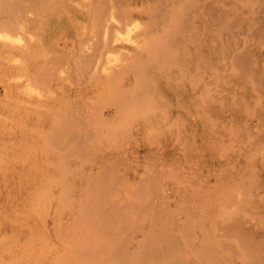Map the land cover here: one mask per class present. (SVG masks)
I'll return each instance as SVG.
<instances>
[{"label": "rangeland", "instance_id": "374dc122", "mask_svg": "<svg viewBox=\"0 0 264 264\" xmlns=\"http://www.w3.org/2000/svg\"><path fill=\"white\" fill-rule=\"evenodd\" d=\"M131 1L7 0L0 264H264V0Z\"/></svg>", "mask_w": 264, "mask_h": 264}, {"label": "bare ground", "instance_id": "6f19581e", "mask_svg": "<svg viewBox=\"0 0 264 264\" xmlns=\"http://www.w3.org/2000/svg\"><path fill=\"white\" fill-rule=\"evenodd\" d=\"M10 1H12V0H9V2H10ZM44 1H45V0H44ZM48 1H49V0H48ZM57 1H58V0H57ZM65 1H66V0H65ZM67 1L69 2V0H67ZM74 1H75V0H74ZM101 1H103V0H101ZM163 1H164V0H163ZM9 2H8V4H9ZM15 2H16V1H15ZM15 2H14V3H11V4H13V5L15 6ZM76 2H77V1H76ZM79 2H80V1H79ZM141 2H142V0H132V1H131V3H132L133 5H138V4L141 3ZM166 2H167V1H166ZM50 3H51V2H50ZM53 3H55V2H53ZM61 3H62V2H61ZM61 3H60V4H61ZM104 3H105V2H104ZM104 3H103V5H104ZM161 3H163V2L161 1ZM167 3H168V2H167ZM8 4H7V0H3V1H1V4H0V27H1V29L3 28L2 30H7V28L11 26V20H12V18H11V20H10V15H9V12H10V11L8 12V10L11 9V5H9V8H10V9H8ZM64 4H65V3H64ZM66 4H67V3H66ZM132 4H131V5H132ZM159 4H160V3H159ZM211 4H212V3H211ZM13 5H12V7H13ZM72 5H73V4H72ZM160 5H162V4H160ZM160 5H159V6H160ZM203 5H204V4H203ZM208 5H209V4H208ZM212 5H213V4H212ZM212 5H211L210 7H208V8H207V7H206V8L209 9V10H211ZM18 6H19V5H18ZM52 6H54V5H52ZM64 6H66V5H64ZM195 6H196V5H195ZM206 6H207V5H206ZM57 7H58V2H57ZM66 7H67V6H66ZM75 7H78V6H75ZM75 7H74V8H75ZM136 7H137V6H136ZM165 7H166V9L168 10V8H167L166 5H165ZM202 7H203V6H202ZM216 7H217V6H216ZM51 8H53V7H51ZM64 8H65V7H64ZM68 8H69V7H68ZM68 8H67V9H68ZM70 8H71V6H70ZM158 8H159V7H158ZM161 8H162V7H161ZM163 8H164V5H163ZM49 9H50V8H49ZM79 9H80V8H79ZM72 10H74V9H72ZM76 10H77V9H76ZM159 10H160V8H159ZM202 10L204 11V9H202ZM205 10H206V9H205ZM157 11H158V10H157ZM160 11H161V14L164 12V11H162V10H160ZM165 12H166V11H165ZM206 12H207V11H206ZM210 12H211V11H210ZM159 13H160V12H159ZM202 13H203V12H202ZM163 14H165V13H163ZM163 14H162V15H163ZM213 14H214V13H212V16H213ZM166 15H167V14H166ZM166 15H165L164 18H162V19H165V18L167 19ZM201 15H202V14H201ZM206 15H207V13H206ZM210 15H211V13H210ZM214 16H215V15H214ZM200 18H201V17H200ZM203 18H204V17H203ZM206 18H207V16H206ZM166 19L164 20V22L167 23ZM201 19H202V18H201ZM209 19H210V18H209ZM161 21L163 22V20H161ZM161 21H160V22H161ZM211 21H212V20H211ZM164 22H163V23H164ZM163 26H164V25H163ZM5 37H6V36H5ZM77 39H78V38H77ZM71 41H72V39H71ZM5 42L7 43V41H5ZM5 42H4V40H3V41L0 40V56H2L3 59H6V57L9 55L11 49H12L11 53L14 52V51H13V50H14V49H13L14 46H13L12 44H10V45H12V46L9 47V46H8L9 43L6 44ZM75 43H76V42H75ZM15 47H16V46H15ZM24 49L27 50L26 48H24ZM78 53H79V52H78ZM82 53H83V52H82ZM84 53L86 54V52H84ZM85 54H83V55H85ZM77 56H78V54H77ZM79 56H80V57H79L78 59L80 60V59H81V55H80V53H79ZM86 56H87V58H90V57H88V56H90L89 54H88V55L86 54ZM91 56H92V55H91ZM94 56H95V55H93L92 58H94ZM84 57H85V56H84ZM84 57H83V58H84ZM95 57H96V56H95ZM86 60H87V59H86ZM88 60H89V59H88ZM90 60H91V59H90ZM83 61H84V60H83ZM94 61H95V60H92V62H94ZM81 62H82V60L80 61V65H81ZM84 62H85V64L87 63V61H84ZM95 63H96V62H95ZM95 63H94V64H95ZM90 64H91V62L89 61V65H90ZM94 64H91V65H94ZM96 65H98V69H99V67H100L99 64H96ZM96 65H95V67H97ZM81 66H82V65H81ZM87 66H88V65L86 64V67H87ZM82 67H83V66H82ZM89 68H90V66H89ZM89 68H88V69H89ZM100 68H101V67H100ZM92 69H93V68H91V70H92ZM84 71H86V70H84ZM95 71H96V70H92L91 72L94 73ZM86 73H87V72H86ZM96 73H97V72H95L93 75L95 76ZM97 74H98V73H97ZM99 74H100V73H99ZM88 75H89V74H88ZM91 75H92V74H91ZM93 75H92V76H93ZM1 90H2L3 92L5 91V90H3L2 88H1ZM0 94H1V93H0ZM2 96H3V95H2ZM8 192H10V191H8ZM245 231H247V230H244L243 232H245ZM248 232H249V231H248ZM248 232H247V233H248ZM251 232H252V231H250V233H251ZM254 233H255V232H254ZM256 233H257V232H256ZM256 233H255V234H256ZM248 234H249V233H248ZM255 234H254V237H255ZM250 235H251V234H250ZM257 235H258V234H257ZM257 235H256V236H257ZM260 235H261V233L259 234V236H260ZM262 235H264V233H263ZM261 237H262V236H261ZM259 239L261 240V239H263V238H260V237H259ZM259 239H258V240H259Z\"/></svg>", "mask_w": 264, "mask_h": 264}]
</instances>
